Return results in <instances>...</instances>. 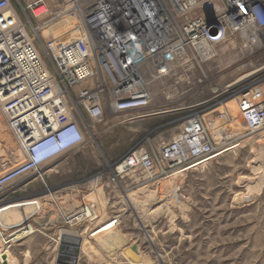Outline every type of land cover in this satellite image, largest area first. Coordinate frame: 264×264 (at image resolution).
I'll use <instances>...</instances> for the list:
<instances>
[{
  "label": "built area",
  "instance_id": "obj_1",
  "mask_svg": "<svg viewBox=\"0 0 264 264\" xmlns=\"http://www.w3.org/2000/svg\"><path fill=\"white\" fill-rule=\"evenodd\" d=\"M53 1V8L49 0H33L19 11L11 0H0V111L23 156V162L12 166L0 154V198L6 195L0 213L8 201L18 200L13 195L38 182L42 195L28 199L31 203L39 206L49 195L76 192L80 205L66 215L64 224L91 227L96 235L110 225L120 226L121 220L113 216L93 226L97 206L83 199L92 183L124 194L130 189L126 179L136 188L178 172L198 171L220 152L236 148L247 134L264 128V86L253 85L264 81V67L258 81L230 92L237 98L243 134H229L222 125L219 135L224 141L217 143L204 113L225 103L217 88L204 98L208 65L219 59L221 48L233 44L228 48L236 50L242 44L247 54L264 50V0ZM29 15L41 23L33 26ZM68 15L80 19L75 37L43 43L42 54L30 27L39 35ZM189 90L199 103L169 110L174 96ZM167 114L179 122L169 139L146 135L121 157L107 161L106 168L94 174L85 171L73 182L52 180L63 160L33 163L34 147L61 130H81L82 141L71 150L80 153L92 147L101 127ZM26 178L32 179L23 184ZM14 184L19 187L11 190ZM100 224L105 226L97 229ZM33 226L32 218L0 232V249L12 250L33 237L38 232Z\"/></svg>",
  "mask_w": 264,
  "mask_h": 264
},
{
  "label": "rangeland",
  "instance_id": "obj_2",
  "mask_svg": "<svg viewBox=\"0 0 264 264\" xmlns=\"http://www.w3.org/2000/svg\"><path fill=\"white\" fill-rule=\"evenodd\" d=\"M32 1L11 0L19 11ZM49 3L53 8L54 1L49 0ZM29 21L33 26L41 23L30 15ZM29 30L35 37L39 50L44 54L42 44L51 39L43 40V28L39 35L34 33L32 27ZM257 42L255 39L254 44ZM223 49L224 47L221 48V50ZM247 53L246 48L241 44V46H237L236 50L225 51V55L221 53L222 57L208 65L209 81L205 84L207 92L204 94V98L209 96L211 90L217 88L221 94L224 93L223 96L221 94L219 96L223 102L227 103L234 99L236 95H231L228 88L224 90L226 92H221V90L234 83L238 76L257 74L264 67V50H253L251 53ZM256 70L258 72H255ZM247 79L238 84L237 90H242L259 78L250 82ZM260 83L264 86V81L254 82L253 85ZM179 92L182 93L181 90ZM194 93L189 90L184 96H174L173 101L168 104L169 110L176 109L177 106L174 105L181 103L186 105L185 108L198 104L199 101H195L197 97L193 98ZM204 113L216 114L214 110H207ZM0 118L3 123L1 129L3 132L0 130V154L10 161L12 166H15L23 162V159L20 157L18 144L8 128L2 112H0ZM115 125L99 128L97 140L87 150L80 153L69 151L57 156L54 160H63V162L60 174L53 176L52 180L54 182H73L72 180L80 176L83 178L85 171L87 174H94L106 168L107 161L112 162L121 157L146 135L151 134V137L169 139L179 127V122L176 121V117L167 114L145 121ZM156 141L162 143L169 140ZM263 144L264 128L247 134L245 138L238 140L236 148L220 152L210 163L198 171L188 174L175 173L181 174L182 179L175 182L177 187L175 194L172 193V190L176 187L172 188L171 186L173 185L171 177L174 174L157 184H152L153 182L148 184L151 191L161 189L158 197L162 199H158L152 204L154 208L165 205L164 203L167 202L170 209L162 213L163 215L156 214L155 218H151L154 217L152 215L151 220L145 218V220H150H148L149 223L141 217L139 218L140 215L134 213L125 203L126 194L138 192L146 187L135 188L132 180L129 179L124 182L125 186L130 187L127 193L103 191L100 185L101 190L95 191L92 190L91 185L89 193L83 196L85 201H94L97 206L98 221H94L93 226L113 216L121 220L120 226L110 225L96 235H93L94 231L91 230V227H88L87 230L86 228L75 229L64 224L66 215L80 205L81 196L73 191L55 196L58 203H55V198L47 199L48 202H44L42 208L38 206L37 209L33 203L13 208L12 210H21L22 222L33 218L38 232L11 251L9 250V255L13 256L17 262L15 264H71L70 260L67 262L63 257L65 253L61 252L64 248L63 243H65L66 250L69 248V244L66 243L70 240L69 235H62L61 230H76L79 234L85 232L83 235L86 238L85 247L79 252L78 264H130L126 259L128 256L125 253V256L121 255V240L115 236V232L124 235L126 245H138L142 259L147 264H264ZM12 153L19 155V158L13 159ZM255 165L257 168L263 167V169L256 170ZM31 179L26 178L21 182L26 184ZM261 182L263 183L261 193L253 192V195L249 196V188H255L256 184L259 185ZM40 187L38 182L30 183L29 186L13 195V198L16 197L18 200L8 201L5 205L26 203V201H30L28 200L30 198L41 196ZM79 190L80 188L74 189V191ZM6 216L8 217V215ZM1 220L6 225V219L2 217ZM143 222L147 223L143 224ZM103 226L105 224L97 226V229ZM74 246L78 250L79 247L76 244ZM113 259H117L115 263L112 262Z\"/></svg>",
  "mask_w": 264,
  "mask_h": 264
},
{
  "label": "bare ground",
  "instance_id": "obj_3",
  "mask_svg": "<svg viewBox=\"0 0 264 264\" xmlns=\"http://www.w3.org/2000/svg\"><path fill=\"white\" fill-rule=\"evenodd\" d=\"M45 1L47 2V0H45ZM79 25H80V19L77 16H72V15L64 16L61 19H59L58 21H56L55 23L50 24L47 27H44L43 28L44 31H43V34H42V38H43L44 41H47V40H50V39L51 40H62V41L72 40L75 37V33H76L74 30ZM232 45L233 44H230L228 47H232ZM228 47H225L223 50H221V52L219 54V57H222L221 56V53L224 54V52L229 49ZM225 67H227V66H225ZM255 72H258V71L256 70ZM262 72L257 73V74H255V73L252 74L250 72L251 73L250 75H246L245 76V74H244V76H242V75L241 76H238V79H236V81L234 83H232L230 85L228 84L229 86L223 88L221 90V92H223L224 90H226V88H228V90L230 92L234 91L235 89L237 90L238 84L240 82H243L247 78H248L247 79L248 82H250L252 80L254 81L255 79H258L259 78V75L261 76ZM234 75L235 74L233 73V76ZM224 92H226V91H224ZM190 100H191V98H190ZM215 113L216 114L213 113L214 115L213 114H207V115H205V119L210 124V126L212 127L211 129H212V131H214V136L216 138V142L217 143L224 141V140H222V135H219V132H222L224 130V129H221L222 128V125H225V130L229 134L230 133L231 134H234V135L235 134H243L246 131L245 124H244V122L239 117L240 114H239V109H238L237 98L236 97L234 99L228 101L227 103H224L223 105H221L217 110H215ZM2 116H3V114H2ZM2 126H3V123H2L1 118H0V130L2 129ZM262 148H264V146ZM261 155H262V153H261ZM20 156L22 157L21 159H23V156L21 154H20ZM259 157H260V154H259ZM260 163H258V164H260ZM262 163H263V161H262ZM256 166L257 165H255V167ZM260 169H263V167H259L256 170H260ZM262 172H264V169L262 170ZM178 173H180V172H178ZM171 178H173V181H172L173 182V185L170 184L172 186V188L176 187L175 186L176 185L175 182L177 183L178 181H181L182 180L181 179V174H174ZM263 179H264V176H263ZM91 185H92V190H95V191L101 190V188H99V184H96L94 182ZM256 185L257 186L255 188L254 187H250L249 188V196H252L253 195V192H260L261 188L263 187V183L262 182H261V184H259V185L256 184ZM148 186H146L145 188L143 187L138 192H134V193H130V194L128 193V194L125 195V200H126L125 203H127V206L132 211H134V213H136L138 216L140 215L139 218L141 217L143 220H145V218H150L152 215H154V217H151V218H155V215L156 214H160V213L162 214V213L166 212L167 210H170L168 208V204L169 203L167 204V202L164 203L165 205H161V206H159L157 208H154V205H152V204L155 201H157L158 199H162L161 197H158V194H160L159 191L161 189H157V190L151 191L152 189L150 190L148 188ZM17 187H19V186H16V184H14L13 186H11V190H13V189H15ZM176 190H177V187L172 190V193L175 194L176 193L175 192ZM55 196H56V194L49 195L48 197H46L45 201H47V199H49V198H55ZM156 196H157V199H156ZM177 197H178V194H177ZM4 198H6V195H3L0 198V200H2V199L4 200ZM161 201H159V202H161ZM92 202L95 203L94 201H92ZM27 203H30L31 204V200L30 201H26V203L12 204V205H4L3 206L5 208L0 213V232L1 233H2L3 230L5 231L10 226L13 227V226H16V225L21 224V222L23 221L21 210L16 211V210H12V209L13 208H17V207H19L21 205H26ZM75 203H77V202H75ZM43 204H44V202L42 200H40L39 201V208H42L43 207ZM45 205H44V207H45ZM35 206L38 209V206L37 205H35ZM13 212H15V213H13ZM2 214H4L2 217H4L6 219L5 220L6 225L3 224V220H1V218H2L1 215ZM6 215H8V217ZM103 215H104V213H103ZM151 218H150V220H151ZM148 220L149 219H147L145 221H148ZM149 221H148V223H149ZM146 223L147 222H143V224H146ZM31 229H34L35 230V227L34 226L31 227ZM61 233H62V235H64V234L65 235H69L68 237L70 239L68 242H66L67 244H69V248H67V250L65 249V247H66L64 245L65 243H63V245H62L64 248L61 247L62 248V250H61L62 254H63V252L65 253V254H63L64 256L63 255L62 256L67 260V262L70 260V263L71 264H78V261H79V252L83 250V248L85 247V242H86V238L83 235L84 233L83 234H81V233L79 234L76 230L75 231H72V230H61ZM115 236H117L121 240V245H122L121 255H124V253H125L128 256L126 259L130 262V264H147L142 259V254H141L140 249H139V252L137 253V252H135L132 249V246L126 245L125 244V237H124V235H120V233L115 232ZM74 244H76L77 247H79L78 250L75 248ZM19 245L20 244H18V246ZM1 247H2V245H1V242H0V248ZM123 247H127V248H123ZM138 248H139V246H138ZM4 249L3 250L0 249V264H15V263H17L15 261V259L13 258V256L10 257L8 248H4ZM13 259H14L15 262L13 261ZM116 260L117 259H113L112 262L115 263Z\"/></svg>",
  "mask_w": 264,
  "mask_h": 264
},
{
  "label": "clouds",
  "instance_id": "obj_4",
  "mask_svg": "<svg viewBox=\"0 0 264 264\" xmlns=\"http://www.w3.org/2000/svg\"><path fill=\"white\" fill-rule=\"evenodd\" d=\"M82 141V134L79 128H70L59 131L54 137H49L38 143L33 151L34 165H44L57 156L71 151Z\"/></svg>",
  "mask_w": 264,
  "mask_h": 264
},
{
  "label": "water",
  "instance_id": "obj_5",
  "mask_svg": "<svg viewBox=\"0 0 264 264\" xmlns=\"http://www.w3.org/2000/svg\"><path fill=\"white\" fill-rule=\"evenodd\" d=\"M132 249L135 251V252H139V248H138V245H133L132 246Z\"/></svg>",
  "mask_w": 264,
  "mask_h": 264
}]
</instances>
